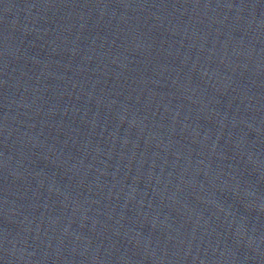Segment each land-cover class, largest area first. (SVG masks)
I'll return each instance as SVG.
<instances>
[{
  "label": "water",
  "instance_id": "1",
  "mask_svg": "<svg viewBox=\"0 0 264 264\" xmlns=\"http://www.w3.org/2000/svg\"><path fill=\"white\" fill-rule=\"evenodd\" d=\"M0 264H264V0H0Z\"/></svg>",
  "mask_w": 264,
  "mask_h": 264
}]
</instances>
